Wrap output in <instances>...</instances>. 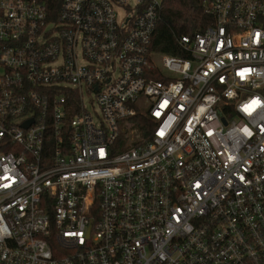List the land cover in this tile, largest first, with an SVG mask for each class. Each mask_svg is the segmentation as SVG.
Here are the masks:
<instances>
[{"label": "built area", "instance_id": "1", "mask_svg": "<svg viewBox=\"0 0 264 264\" xmlns=\"http://www.w3.org/2000/svg\"><path fill=\"white\" fill-rule=\"evenodd\" d=\"M163 1L0 0V264H264V0Z\"/></svg>", "mask_w": 264, "mask_h": 264}, {"label": "trees", "instance_id": "2", "mask_svg": "<svg viewBox=\"0 0 264 264\" xmlns=\"http://www.w3.org/2000/svg\"><path fill=\"white\" fill-rule=\"evenodd\" d=\"M40 1L46 5L50 18L56 20L63 0ZM203 1L164 0L153 34L151 51L175 57H189L180 42L181 38L201 32L212 24V17L204 12ZM134 120L143 136L148 137L153 131L152 120L147 115Z\"/></svg>", "mask_w": 264, "mask_h": 264}, {"label": "rangeland", "instance_id": "3", "mask_svg": "<svg viewBox=\"0 0 264 264\" xmlns=\"http://www.w3.org/2000/svg\"><path fill=\"white\" fill-rule=\"evenodd\" d=\"M133 4V3H132ZM121 12L123 13L124 10L122 9ZM152 60L159 66V67H162V58H161V54L158 53V52H154L152 53V56H151ZM163 73L166 74L168 73L165 69H163ZM144 101V98L140 99L139 102L140 103H143ZM140 110L146 112L148 110L147 107H144V106H141L140 107Z\"/></svg>", "mask_w": 264, "mask_h": 264}]
</instances>
